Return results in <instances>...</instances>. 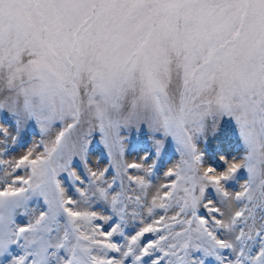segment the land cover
<instances>
[{"label": "snow or ice", "instance_id": "1", "mask_svg": "<svg viewBox=\"0 0 264 264\" xmlns=\"http://www.w3.org/2000/svg\"><path fill=\"white\" fill-rule=\"evenodd\" d=\"M0 120V264H264V0H0Z\"/></svg>", "mask_w": 264, "mask_h": 264}, {"label": "rangeland", "instance_id": "2", "mask_svg": "<svg viewBox=\"0 0 264 264\" xmlns=\"http://www.w3.org/2000/svg\"><path fill=\"white\" fill-rule=\"evenodd\" d=\"M4 121L0 120V123H3ZM11 127V125H6ZM234 125L230 122H225L223 124V127L217 134L216 139H210V143L208 145L209 152H213L217 150V148L225 149L229 152H231L233 155L237 154L238 145L236 141L238 140V136L234 132ZM15 135V133H13ZM20 139L24 146H30L33 141H38L41 137L39 135V128L35 125L34 122H30L28 125H26L24 128H22L20 132ZM130 136V139L128 143L126 144V148L130 147L131 145H135L137 143L141 144H150V140L148 137L147 130L145 129L143 133H137L135 130H133L131 133L128 134ZM99 136L95 138V141L92 145V153H91V161L94 165L98 164L99 167L103 168L107 165L108 159H107V153L106 150L103 148L102 144H99ZM25 150L24 147L18 148L17 152ZM16 153H13L15 155ZM142 154V153H141ZM137 156L136 152H131L127 158L129 162H131L133 159H135ZM175 158L174 157V144L171 142H166V148L163 153V164L161 167V171H163L164 168L170 166L169 165V158ZM243 180L241 179L240 183H242ZM239 190V186L237 185V189Z\"/></svg>", "mask_w": 264, "mask_h": 264}]
</instances>
